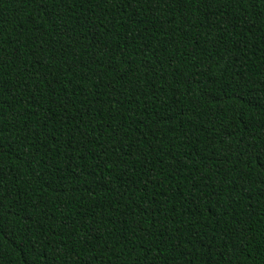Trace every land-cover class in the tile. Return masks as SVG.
Listing matches in <instances>:
<instances>
[{
  "label": "trees",
  "instance_id": "trees-1",
  "mask_svg": "<svg viewBox=\"0 0 264 264\" xmlns=\"http://www.w3.org/2000/svg\"><path fill=\"white\" fill-rule=\"evenodd\" d=\"M0 264H264V0H0Z\"/></svg>",
  "mask_w": 264,
  "mask_h": 264
}]
</instances>
